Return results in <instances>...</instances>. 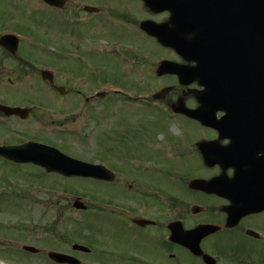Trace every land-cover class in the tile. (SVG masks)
<instances>
[{"label": "flooded vegetation", "instance_id": "af4514ba", "mask_svg": "<svg viewBox=\"0 0 264 264\" xmlns=\"http://www.w3.org/2000/svg\"><path fill=\"white\" fill-rule=\"evenodd\" d=\"M0 2L5 7L6 17L12 12L24 13L33 10L43 13L44 21L56 23L61 28L58 34L66 40L61 45V53L55 56L69 60L78 58L75 47L76 27L80 22V11L88 15L83 11L84 8L80 9L79 0H62L59 7L50 6L42 0ZM163 13L167 14L166 11ZM6 17L0 19V38L5 34H18L33 39L27 32L23 33L20 28H15V25L10 23V17ZM167 18L164 23L169 22ZM30 55L24 52L11 53L9 48L0 47V89L8 92L25 85L24 82L33 81L42 84L53 96L69 100L58 102L55 112L44 110L47 107H56L51 102L36 99L2 101L1 105L23 111L12 116L0 112V126H6L8 122L20 126L26 124L27 132L32 130L40 136L42 131L55 129L58 125L63 126V121L57 123L48 119L52 114L63 116L68 113L72 119L75 117L79 108L80 91L77 70L74 67L70 68L59 60L42 62ZM39 66L45 69L41 70ZM44 70L49 73L43 77ZM179 89L180 95L176 89L167 99L172 94H177V99L192 100L193 105L189 107L194 108L199 87L195 84L192 88ZM84 101L89 102L86 99ZM45 103L47 105H44ZM40 120L44 121L40 123ZM133 124H136V127ZM137 125L140 126V123H130L128 119L121 118L115 127L118 126L119 131L108 128L104 134L108 137L110 147L97 149L93 154L98 158L94 161L95 164L106 169L108 174L92 175L86 181L92 187L88 202L84 203L82 210L73 214L74 217H79L73 219L74 224L86 218L87 235L79 238L77 232L82 231L77 229V232L74 231V238L57 237V233L62 229L56 233L55 221L63 214L56 213L51 224L44 223L45 219L42 218L41 225L34 227L40 233L30 236L31 242L25 245L31 250L23 249L25 246L16 249L25 258H36L39 264H60L49 258L50 252L73 258L78 264H264V229L260 228L259 224V220L264 218V211L230 219L229 211L232 205L238 203L241 197H245L247 191L242 188L229 189L222 193L191 190L195 181L210 182L217 178L230 181L234 178L233 168H224L219 161L211 157L212 148L207 149L206 157L199 148L201 144L207 143L225 147L230 141L221 138L217 132H201L194 139L191 136L198 133L187 134L183 141H178L177 162L183 163V155L188 154L190 157H196L200 163V167H197L199 176L187 180L185 174L176 172L175 166H145L137 163L144 150L141 147L143 130ZM124 155L134 156V160H131L134 163L130 164V160L121 157ZM176 173L179 174V180L185 183L186 194L182 197L174 195L175 191L171 186V180L176 177ZM184 173H188L185 167ZM98 177L106 179H97ZM200 225H211L217 229L205 237L191 236L189 232ZM10 228L18 233L21 230L17 226ZM249 230L257 232L258 236L247 235ZM235 232L244 239L258 242L255 251L241 250L237 245L223 248L217 245L218 242L208 246L213 236ZM49 233L54 235L47 240L45 236ZM13 239L16 240V237ZM13 261L15 264L24 263L20 257L14 258Z\"/></svg>", "mask_w": 264, "mask_h": 264}, {"label": "rangeland", "instance_id": "374dc122", "mask_svg": "<svg viewBox=\"0 0 264 264\" xmlns=\"http://www.w3.org/2000/svg\"><path fill=\"white\" fill-rule=\"evenodd\" d=\"M86 5L98 8L100 12L84 15L82 10L80 11V22L76 27L75 39L76 53L79 54L80 62L66 58L59 59L58 56H55L56 52L57 55L61 53V45L66 40L61 34H58V30L61 28L56 23L44 21L43 13L33 10L24 13L12 12L6 17L5 7L0 2V19L10 17V23L15 25V28H20L23 33L27 32L37 41L46 44V47L41 49L38 48L39 44H35V41L31 39L22 40L19 44L22 52L31 54L32 58L48 62L59 60L70 68L74 67L81 80L79 88L81 95L90 96L93 92L101 89L102 82H107L104 86L110 87L112 83L122 85L123 88L114 86L113 89H121L131 96L149 98L160 88L177 84L175 77H156L155 69L157 71L158 63L162 60L180 63L178 57L172 51L157 45L154 39L145 36L138 28V24L143 21L161 23L166 19L167 14L149 13L136 0H79L80 9ZM87 50L92 52L88 53ZM24 84L18 89L8 92L0 89V99L3 102L36 99L41 102H51L53 106H56L47 107L44 109L45 111L55 112L58 109L57 103L61 100L52 96L46 88H43L42 84L33 81L24 82ZM192 87L193 85H190L187 88ZM180 93L181 90L178 88V95ZM174 95L172 94L167 99V103H154L152 108H148L144 107L143 102L128 103L125 98L108 93L103 99H95V103L87 104L83 109H79V114H75L73 119L68 113L63 116L57 115L58 113L52 114L48 119L57 123L63 121V126L58 125L55 130L49 128L42 131L39 133L40 136L34 134L32 130L27 132L26 124L20 126L8 122L6 126H0V142L18 145L29 138L40 139L75 159L92 162L98 159L93 156L96 153L95 150L110 147L105 139L104 141L98 139L103 134L102 130L114 129L119 120L125 118L130 123H141V126H137L144 130L141 142V147L144 150L139 157L141 163L175 166L176 172L181 175L185 174L188 180L199 176L200 171L197 167H200V163L195 155L193 158L188 154L183 155V163L177 162L175 145L178 143L174 144V140L183 141L187 134L198 133L191 136L194 139L201 132L208 130L183 117L174 119L167 106L176 101L177 94ZM81 97L79 99L82 100ZM185 105H193L192 100L186 101ZM119 117L120 119H116ZM105 118L111 121L104 122ZM133 118L136 120H132ZM102 123L103 125H101ZM133 126L136 127V124ZM115 129L119 131L120 128L117 126ZM121 157L130 160V164L134 163L131 162L134 160V156L124 155ZM154 160L156 163H149ZM2 161L0 159V235L8 240L0 237V264H15L13 259L17 257L23 259V264H39L36 258L28 256L25 258L12 245L10 239L16 237L21 241L16 244L17 247L30 243L31 237L40 233L34 227L41 225L42 218L45 219L44 223L51 224L56 212L63 214L62 220L59 221L56 228L54 227L56 233L62 229L57 233V237L74 238V231L77 229L82 231H76L79 238L83 237L82 235H87L86 218L78 220L77 222L80 223L76 222V224L71 221H63V219L74 218L72 200L77 196H73V194H91L90 184L82 179H62L54 174H45L39 168L31 165L16 166ZM184 167L188 173H184ZM178 173L173 181L171 180V186L175 191L174 195L182 197L186 194L185 183L179 180ZM192 200L194 201V197ZM82 201L85 202L86 199ZM19 224L22 225L19 226ZM259 224L260 228L264 229V218L259 220ZM4 226H17L21 230L18 233L4 228ZM53 235L54 233H49L45 237L50 240ZM213 237L208 242L210 247L218 242L217 245L223 248L224 246L237 245L241 250L255 251L256 245L259 244L256 241L242 238L236 232L219 233Z\"/></svg>", "mask_w": 264, "mask_h": 264}, {"label": "water", "instance_id": "95a60500", "mask_svg": "<svg viewBox=\"0 0 264 264\" xmlns=\"http://www.w3.org/2000/svg\"><path fill=\"white\" fill-rule=\"evenodd\" d=\"M232 1L230 3L233 5L234 10L230 8L229 13L232 15L231 22L233 24L219 28L215 32L206 25H190L185 28L177 26L174 31H168L151 23H146L142 25V28L149 35L158 37L162 45L176 48L178 54L183 58L197 63L196 68L185 70L166 62L163 63L159 72V75L166 73L178 74L181 83L184 84L198 79L200 84L205 87V90L199 94L201 109L189 111L183 109V106L180 105L182 107L179 110L188 117L197 119L204 125L216 128L220 132H233V127H230L232 124L224 127L222 123L213 120L215 113L224 111V117L229 118V114L233 116L235 107L238 105L236 98H239L238 106H240L243 102L241 93L250 95L245 99L246 109L251 110V117L255 119L246 124V127L256 136L255 154H263L264 160V68L256 62L262 56L259 59L257 57L256 60L251 56L253 52L256 55L264 54V0H234L235 4ZM150 4L153 3L150 1ZM188 33L194 34L195 39L185 40L183 35ZM225 60L233 62L234 65L227 68L220 65L212 67L214 62L222 63ZM249 62L252 64L251 67H249ZM189 71L193 72L192 79L184 80L185 73ZM238 86H241L242 90L236 88ZM171 90L172 88L162 90L152 98L154 100L164 99L165 95ZM215 94H219L221 98L216 100ZM3 110L10 111L6 108H3ZM228 150L230 148L223 149L224 152ZM0 155L16 163H34L43 167L48 173L57 172L64 176L88 177L92 169L91 165L71 160L53 149L35 144H27L11 151L1 150ZM249 168L252 174L255 168L253 169L252 165ZM215 188L216 186L211 184L209 189L219 192V189ZM79 205L75 203L74 207L79 208ZM236 210L240 211L241 208ZM208 228L211 227L202 226L198 230ZM61 257L53 254L55 259ZM55 259L54 261L65 263L63 260L58 261Z\"/></svg>", "mask_w": 264, "mask_h": 264}, {"label": "bare ground", "instance_id": "6f19581e", "mask_svg": "<svg viewBox=\"0 0 264 264\" xmlns=\"http://www.w3.org/2000/svg\"><path fill=\"white\" fill-rule=\"evenodd\" d=\"M226 64H228V61H227V60H225V65H226Z\"/></svg>", "mask_w": 264, "mask_h": 264}]
</instances>
